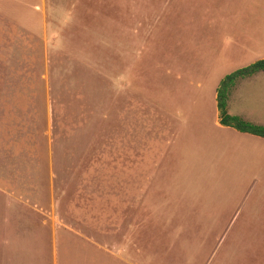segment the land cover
<instances>
[{
	"label": "rangeland",
	"instance_id": "1",
	"mask_svg": "<svg viewBox=\"0 0 264 264\" xmlns=\"http://www.w3.org/2000/svg\"><path fill=\"white\" fill-rule=\"evenodd\" d=\"M33 1L29 4L36 3ZM177 3L44 0L42 11L36 13L40 15L29 13L27 37L20 39L27 35L25 32L18 38L11 37L9 26H4L8 34L0 43V119H9L7 116L12 114L2 106L13 104L12 120L29 133V154L22 148L14 161L18 171L29 170V190L21 192L19 200L24 205L22 197L25 201L29 192L33 206H29V252L34 254L29 255V262H58L63 247L86 252L98 247L104 258L108 240L122 245L129 221L121 219L124 211L119 202L113 203L112 195L121 196L129 152L133 157L131 166H136L137 154H141L148 134L145 129L150 123L146 122L154 118L151 110L174 113L170 106L190 105L199 98L208 103L212 90H218L221 81L230 75L221 78L218 88H214L219 70L232 67L219 63L226 57L216 54L212 60L209 55L202 61H196L192 53L185 57V48L180 44H184L185 37L179 34H184L183 29L186 32L197 12L193 14L191 0ZM218 5L219 0L213 6ZM207 67L218 72L210 78H187L192 74L208 76ZM228 105L232 114L238 113L241 106L260 119V112L264 113V75L242 86L235 99H228ZM9 135L7 132L3 139L4 148ZM10 149L6 148L8 153ZM7 166L9 169L3 163V169ZM229 168V172L224 169L226 174L243 175L239 169L233 170L236 166ZM185 169L196 171L194 167ZM18 174L19 179L24 176ZM218 176L207 170L203 177L209 187L195 193L203 195L200 199L210 209H229L226 220L233 217V210H243L236 228L246 226L245 231L256 236L258 227L264 225V179L258 176L256 182L248 183L240 179L235 186V182L219 180ZM158 227L173 235L174 246L152 247L154 236L161 237L155 232ZM199 234L200 228L191 223L147 222L146 264H186L185 252L176 246L202 242ZM164 239L162 236L160 242ZM248 243L242 240L241 252L252 247L246 248ZM196 250L189 257L190 264L202 262L201 247Z\"/></svg>",
	"mask_w": 264,
	"mask_h": 264
},
{
	"label": "crops",
	"instance_id": "2",
	"mask_svg": "<svg viewBox=\"0 0 264 264\" xmlns=\"http://www.w3.org/2000/svg\"><path fill=\"white\" fill-rule=\"evenodd\" d=\"M175 1L179 3V0ZM33 2L36 3L29 4V0H0V43L8 34L4 31L6 24L11 37L18 38L22 36L21 32L27 35L20 39L29 35V13L40 15L36 13L42 11L44 0ZM191 2L195 7L193 14L197 12V18L194 17L192 23H188L186 32L182 30L183 35L179 34L188 41L185 43L184 38V44L180 42L181 47L183 45L185 48V57L186 53H192L196 61H202L209 55L212 60L216 54L224 55L226 59L219 63L232 64L229 69L219 70L221 74L214 78V88H218L219 80L227 74L264 60V0H219L218 7L213 6L217 4V0ZM207 68L208 76L192 74L187 78H210L213 72H218L214 67ZM260 75H264V71L239 80L229 95L231 101L240 94L242 86L249 85ZM198 87L202 88L201 83H198ZM198 100L190 105L170 106L174 113L151 110L154 118L152 122H146L150 124L145 129L151 135L146 132L143 150L141 154H137L136 166H131L133 157L129 152L128 166L124 169L120 187L121 196L118 193L112 195L113 203L119 202L122 213L124 211L120 218L129 221L122 245L116 246L114 241L108 240L104 258L100 257L103 251L98 247L90 249L89 252L75 248L66 250L63 247L59 251L58 262L52 264H146L147 222L191 223L200 228L198 238L201 237L202 242L197 240L192 244L184 242L176 246L185 252L186 264H190V255L197 253L196 249L199 247L202 251V262L197 260L195 264H264V225L258 227L256 236H250L245 231L246 226L243 229L236 228L243 210H233V217L226 220L224 217L230 216L229 209H225L227 212L223 209H212V206L210 209L200 199L203 195L195 193L209 187L204 184L203 177L207 170L220 175L219 180L235 182V186L240 179L246 183L256 182L258 176L264 179V138L220 124L216 89L209 94L208 103L200 101L201 98ZM2 107L13 115L10 113L7 116L9 119H0V264H34L29 262V255L34 254L29 252V206L33 207L29 203V192H26L25 201L22 197V202L27 206L19 202L21 194L29 190V170L18 171V164L14 162L22 153V148L28 150L26 153L29 154V133L22 127L18 128V123L15 124V120H12L15 116L13 104L7 103ZM136 108L138 110L139 106L136 105ZM227 109L232 116L264 126L263 111L259 114L260 119H257L251 111L247 112L241 106L235 114L230 112L229 105ZM130 111L131 106H128L129 132ZM7 132L10 133V139L4 148L6 142L3 139ZM17 133L20 135L16 137ZM10 146L8 153L6 148ZM3 163L10 168L7 166L3 169ZM144 165H148L149 169L144 168ZM229 166H236L233 170L239 169L244 176L226 174L224 169L227 167L229 172ZM185 167H194L196 171L191 173ZM18 173L24 176L19 179ZM106 203L108 218L110 202L107 200ZM41 210L44 213V208ZM109 221L108 218L107 223ZM221 222L225 225L218 226ZM155 232H160L161 237L167 239L160 242L161 237L154 236L152 247L155 245V249H167L174 246L173 235H168L164 227H158ZM176 237L178 238V234ZM242 240L250 242L246 248L252 246L246 252H241L239 248Z\"/></svg>",
	"mask_w": 264,
	"mask_h": 264
},
{
	"label": "trees",
	"instance_id": "3",
	"mask_svg": "<svg viewBox=\"0 0 264 264\" xmlns=\"http://www.w3.org/2000/svg\"><path fill=\"white\" fill-rule=\"evenodd\" d=\"M261 71H264V60L237 70L221 81L217 90V103L221 125L232 127L243 133H249L264 138V126L246 122L238 116H232L228 113L227 109L229 95L236 83L241 79L251 77Z\"/></svg>",
	"mask_w": 264,
	"mask_h": 264
}]
</instances>
